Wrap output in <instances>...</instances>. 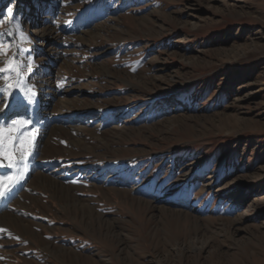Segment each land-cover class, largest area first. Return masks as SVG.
Masks as SVG:
<instances>
[{
	"label": "rangeland",
	"instance_id": "obj_1",
	"mask_svg": "<svg viewBox=\"0 0 264 264\" xmlns=\"http://www.w3.org/2000/svg\"><path fill=\"white\" fill-rule=\"evenodd\" d=\"M50 4L16 47L44 15L0 0V67L59 91L0 264H264V0Z\"/></svg>",
	"mask_w": 264,
	"mask_h": 264
},
{
	"label": "bare ground",
	"instance_id": "obj_2",
	"mask_svg": "<svg viewBox=\"0 0 264 264\" xmlns=\"http://www.w3.org/2000/svg\"><path fill=\"white\" fill-rule=\"evenodd\" d=\"M31 1L38 8V15H44V17H39L40 19L42 18L41 21L33 20L31 22V33L27 35L23 34L27 37V39H21L20 34L22 33V27L18 24H14L13 18L9 16V14L6 16V21L9 23L10 29L12 28L11 37L15 42L16 47L26 41H31L34 43L36 41H39L38 44L40 48H42L43 45L48 46V43H45L48 30L46 27L47 19L45 17V14L49 15L53 11V8L50 4L52 0ZM12 57L13 56H11V58ZM15 60L21 62L22 75L20 77H17L15 73H13L11 74V76L5 75L0 78V85L6 84V86H11L19 81L18 87H10V94L0 92V123H3L4 126L7 127L13 120H29L31 123L22 128L21 132H31L35 130V150L33 155L29 157L27 161L28 170L25 179L21 181L20 184H18L11 193L1 199L2 201L0 202V219L5 217L7 209L11 205L9 203L13 200H17L16 198L20 197L21 193L25 189L26 181L29 178L35 179L38 176L42 177L45 175V166L41 165L37 160L39 154L38 145L40 141L42 142L46 131H48V125H50V123L54 121V119L49 116L50 114L48 115V111L51 108L53 102L59 96V91H57L56 88L52 86L50 81L42 80L39 85L38 83L31 81V79L26 76L27 74L25 75V73L23 72V63L25 62L20 59L19 55L15 57ZM50 70L47 71V73L45 74L46 76L50 75ZM29 96L31 97L30 99ZM4 116H6L5 120L3 118ZM3 171L12 170L0 169V173H2Z\"/></svg>",
	"mask_w": 264,
	"mask_h": 264
},
{
	"label": "snow or ice",
	"instance_id": "obj_3",
	"mask_svg": "<svg viewBox=\"0 0 264 264\" xmlns=\"http://www.w3.org/2000/svg\"><path fill=\"white\" fill-rule=\"evenodd\" d=\"M8 12L11 13L12 9L9 8ZM20 37L27 39L22 33ZM2 43L0 39V44ZM0 55H3L2 49ZM13 73L17 77L22 75L21 62L15 60L14 55L4 67H0V78L5 75L11 76ZM18 86L19 81L11 86L0 85V92L10 94V87ZM30 123L27 119L13 120L7 127L0 123V169L12 170L0 173V199L6 197L25 179L28 170L27 161L35 150V130L21 132V129Z\"/></svg>",
	"mask_w": 264,
	"mask_h": 264
},
{
	"label": "trees",
	"instance_id": "obj_4",
	"mask_svg": "<svg viewBox=\"0 0 264 264\" xmlns=\"http://www.w3.org/2000/svg\"><path fill=\"white\" fill-rule=\"evenodd\" d=\"M177 153H178V151H176V152H173V153L171 154V156H172V155H176Z\"/></svg>",
	"mask_w": 264,
	"mask_h": 264
}]
</instances>
